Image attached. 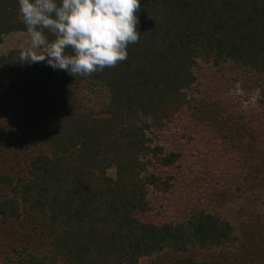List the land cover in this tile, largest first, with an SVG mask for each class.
Returning a JSON list of instances; mask_svg holds the SVG:
<instances>
[{
    "label": "trees",
    "instance_id": "16d2710c",
    "mask_svg": "<svg viewBox=\"0 0 264 264\" xmlns=\"http://www.w3.org/2000/svg\"><path fill=\"white\" fill-rule=\"evenodd\" d=\"M17 1L0 0V39L27 32L7 16ZM137 16L127 59L88 76L21 63L22 49L0 57V226L13 238L0 237V264H264L251 171L264 146L236 132L264 126V0H140ZM206 68L259 80L250 123L211 95ZM237 158L247 179L233 185Z\"/></svg>",
    "mask_w": 264,
    "mask_h": 264
},
{
    "label": "clouds",
    "instance_id": "9594fccd",
    "mask_svg": "<svg viewBox=\"0 0 264 264\" xmlns=\"http://www.w3.org/2000/svg\"><path fill=\"white\" fill-rule=\"evenodd\" d=\"M30 45L21 63L88 76L127 59L138 42L140 0H18ZM52 39H49V37ZM149 123L151 118H148Z\"/></svg>",
    "mask_w": 264,
    "mask_h": 264
},
{
    "label": "rangeland",
    "instance_id": "374dc122",
    "mask_svg": "<svg viewBox=\"0 0 264 264\" xmlns=\"http://www.w3.org/2000/svg\"><path fill=\"white\" fill-rule=\"evenodd\" d=\"M8 14L7 16L13 20V21H19L22 19V16L20 15L19 12V4L18 1L15 2L13 5H11V7L8 9ZM260 28L262 26V24H259ZM259 40H263L264 39V31L261 30L260 31V35H259ZM30 45V37L28 35L27 32H20V31H16V32H11L9 34L3 35L2 38L0 39V57L7 55L10 51L12 50H18V49H27ZM205 74L209 75V92L212 95V91H213V97H215L218 102H219V96L217 95V93H220L222 95V99L221 102H224L227 106V108H230V111H228L229 114H232L234 117H238L241 118V122H243L245 125H247V123L251 122V118L252 115H254V113L258 112V107H257V102H256V98L258 96L259 93V80L253 76V75H248L247 77L244 76L242 73L239 74V72L235 71L234 69H228L225 68L222 72H218V73H213L212 70L210 68H206L205 69ZM218 79H220V81H218ZM206 85V84H205ZM214 86V88H213ZM206 100H208L207 97H205ZM223 106H221L222 108ZM217 109L219 110L220 108L215 107V111H217ZM209 115H212L211 113H209ZM213 116V115H212ZM245 118V120H244ZM258 118V117H256ZM255 118V119H256ZM249 121V122H248ZM259 118L255 120V122H258ZM247 122V123H245ZM254 122V123H255ZM260 124H258L257 126H238L240 129L237 132L238 137L244 139L243 134H246L247 138H251L252 136L254 137V140H256V143L259 142L260 140H262V142L257 143L261 145L260 147L256 146L255 142H250V144L252 146H255L256 149H263L262 145L264 146V126H259ZM203 126V125H201ZM246 127V128H245ZM213 128L210 127V129H208V133L212 132ZM255 132V133H252ZM242 133V134H241ZM202 134V133H201ZM205 134V133H204ZM216 135L217 132L215 133ZM218 138L222 141V138H220V136L218 135ZM224 143V142H223ZM221 144V143H219ZM231 153L235 154V148H231ZM261 158V156H259ZM213 157H210V160H212ZM236 168L237 171L235 173L232 172V178L231 180L233 181V185H239L240 182L243 181V179H247L245 176V165L243 162V159L241 158H237L236 159ZM14 163V162H11ZM7 165L6 163L3 162L2 165ZM207 164V163H206ZM17 164H14L13 166H15ZM208 166H210L209 164H207ZM10 167V164H9ZM233 169V167H231ZM234 170V169H233ZM251 171H253V173L257 176H261L262 178L264 177V166L263 167H259L256 166V164H254L252 166ZM106 176L109 179L114 180L116 177V168L113 167L112 169L107 170L106 172ZM238 178H237V177ZM258 182V181H257ZM252 183V182H250ZM249 183V184H250ZM254 189L250 187V190ZM203 188H201V190L199 192H202ZM191 194V190L187 189L186 193H185V197L188 200V196H190ZM192 197L194 195H191ZM182 199L185 198L183 197ZM264 227V226H263ZM4 228L0 226V237L6 239V241H8V238L10 239V237L6 236L3 234L2 230ZM256 233V232H255ZM260 233L258 232L255 236V238L257 240H259V238L264 239V235L263 236H259ZM13 239V238H11ZM10 239V240H11ZM255 239V240H256ZM261 242V241H260ZM7 247H10L9 245H7ZM252 248H250V250H254L256 249V246L253 244L251 246ZM263 246L261 245L260 247L257 246V248H262ZM250 252V251H249ZM249 252L246 253V260L247 262L250 261L251 259H253V256H249ZM6 254V253H4ZM171 258L168 255H162L154 260H144L142 261L141 264H170L171 263ZM59 264H67L66 262H60ZM244 264V263H243ZM247 264V263H245Z\"/></svg>",
    "mask_w": 264,
    "mask_h": 264
}]
</instances>
